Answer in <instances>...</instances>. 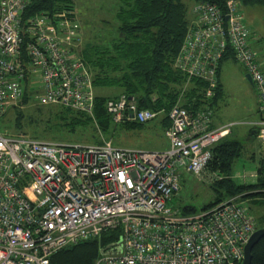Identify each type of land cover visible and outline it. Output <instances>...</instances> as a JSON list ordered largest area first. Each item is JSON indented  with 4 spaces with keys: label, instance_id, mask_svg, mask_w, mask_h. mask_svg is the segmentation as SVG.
<instances>
[{
    "label": "built area",
    "instance_id": "built-area-1",
    "mask_svg": "<svg viewBox=\"0 0 264 264\" xmlns=\"http://www.w3.org/2000/svg\"><path fill=\"white\" fill-rule=\"evenodd\" d=\"M31 1L0 0V116L8 105H18L30 85L37 87L40 105L92 115L89 73L65 49L76 26L62 20L63 14L22 22ZM240 6L228 0L222 13L196 4L192 10L200 26L175 66L214 89L219 62L231 54L257 93L260 119L252 126L264 144V74ZM106 111L116 125L165 116L168 148L144 151L111 141L80 145L0 133V264H51L50 257L63 248L117 230L119 239L101 249L93 264H242L257 228L238 198L192 215L168 205L179 192L181 172L209 183L222 178L205 171L211 149L231 125L210 129L208 109L138 108L134 96L109 100Z\"/></svg>",
    "mask_w": 264,
    "mask_h": 264
},
{
    "label": "trees",
    "instance_id": "trees-1",
    "mask_svg": "<svg viewBox=\"0 0 264 264\" xmlns=\"http://www.w3.org/2000/svg\"><path fill=\"white\" fill-rule=\"evenodd\" d=\"M227 1L119 0L114 13L116 22L113 24L114 30L109 42L84 45L78 51L77 57L74 51L79 46L80 40L77 35L80 31L72 10V0H32L23 13L22 22L35 15L63 14L62 20H66L69 26H76L75 35L71 36L69 45L64 47L71 57L78 59L88 71L92 83L94 93L92 115L64 108L66 114L62 126L72 135L76 131L85 135L83 137L91 139L94 145L109 141L118 125L112 123L106 111V104L109 100L121 96H134L138 100V108L152 111L167 112L176 105L189 113L203 109L210 111V105L217 102L221 96L218 83L219 69L216 73L217 85L214 89H210L203 78L189 77L178 70L175 61L187 38H193L200 26L197 22L199 15L194 13L192 8L200 3L210 4L224 13ZM238 1L251 5H264V0ZM26 40L25 37L22 47ZM227 55L225 54L220 60L219 66ZM259 68L264 74V67ZM109 89L116 92L96 93V90ZM30 92H25L21 104L27 101ZM209 92L211 95L208 96ZM162 122L166 123L165 116L162 117ZM136 125V123L119 124L124 127ZM19 129L21 128H17L15 132ZM211 150L212 158L206 170L222 178L210 184L215 194L214 200L202 210L236 197L238 202L248 207L253 217L251 210L254 207L261 213L258 219H264V158L255 159L257 178L254 183L236 184L232 178L233 166L244 153V145L226 136ZM244 199H249V204H246ZM182 210L184 213L195 211L190 207ZM255 223L256 228L261 229L258 222ZM119 236L120 230H117L105 233L99 239L63 248L50 257V263L93 264L100 250L109 243L117 241ZM250 264H264V236L253 246Z\"/></svg>",
    "mask_w": 264,
    "mask_h": 264
},
{
    "label": "rangeland",
    "instance_id": "rangeland-1",
    "mask_svg": "<svg viewBox=\"0 0 264 264\" xmlns=\"http://www.w3.org/2000/svg\"><path fill=\"white\" fill-rule=\"evenodd\" d=\"M119 0H72L73 11L75 13L76 24L79 27L78 49L74 54L78 57V51L87 44H106L111 39L115 21L114 13ZM240 11L243 16L249 33L250 46L256 53L257 61L264 67V5H251L241 2ZM81 26V27H80ZM224 59H229L235 65L242 77L239 81L233 78L232 74H227L229 80V90L233 95L228 98L223 92L218 99V104L210 105V113L214 114L220 123H228L233 126V133L239 135L232 136L233 140H238L244 145L245 151L241 158L234 164V181L236 184H249L250 172L256 169V163L249 159L253 153L256 154L257 146L254 138H249L250 127L246 124L252 122L257 117L255 111V90L250 83L244 79V73L240 65L231 54ZM240 68V69H239ZM32 79V77L30 78ZM29 98L24 104L19 101L18 105H8L4 114L0 116V133L4 136H11L23 133L29 137L56 141L60 143L89 145L93 144L88 137H83L76 131L73 135L67 128L62 126L63 117L66 112L59 105H40L36 100L37 87L30 85ZM116 90H96L100 94H114ZM161 117L145 123L137 124L134 127L117 126L109 141L118 148L138 149L144 151H160L168 148V141L165 138V126L161 125ZM19 129L17 132H15ZM230 132V131H229ZM229 134V133H228ZM227 134V135H228ZM226 135V136H227ZM257 155V154H256ZM237 176V177H236ZM243 176L246 177L245 181ZM195 176L182 174L179 180V192L169 202V206L174 211L181 212L182 215H192L200 212L211 200H214V192L211 186L205 182L197 180ZM213 183V182H211ZM249 204V199H244ZM190 207L195 211L190 213L182 212L183 208ZM252 214L258 222L259 228L264 227V219H258L261 213L256 208H252Z\"/></svg>",
    "mask_w": 264,
    "mask_h": 264
},
{
    "label": "crops",
    "instance_id": "crops-1",
    "mask_svg": "<svg viewBox=\"0 0 264 264\" xmlns=\"http://www.w3.org/2000/svg\"><path fill=\"white\" fill-rule=\"evenodd\" d=\"M262 61H264V60H262ZM238 63V62H237ZM239 64V63H238ZM240 65V64H239ZM233 67H235V65H233V64H231V62L229 61V59H223L222 61H221V63H220V66H219V70H218V83H219V86H220V90H221V94L223 93V92H225L226 93V95H227V97L229 98L230 96H231V98H233V95L234 94H231V92H230V88H229V80L230 79H228V75L227 74H232L233 75V78H235V79H237L238 81L240 80L239 79V76L240 77H242V74H241V70L239 71L237 68H233ZM240 67H241V65H240ZM242 68V67H241ZM240 69V68H239ZM242 71H243V73L245 74V72H244V70H243V68H242ZM246 75V74H245ZM245 75H244V79H245ZM246 80V79H245ZM247 81V80H246ZM248 82V81H247ZM252 85V84H251ZM253 87V86H252ZM255 90V89H254ZM224 94V93H223ZM255 98H256V100H255V111H256V113H257V117H256V119H254L252 122H249L248 124H246V125H248L249 127H250V131H249V138H254L253 140H255V142H256V146H257V152H256V154L255 153H253L252 152V154L249 156V158H250V160L251 161H253V162H256L255 161V159H260V158H264V144H262L261 142H260V140L257 138V135H253V134H251V132L253 131V130H256L257 131V128H255L254 126H252V123H256V122H258L259 121V119H260V116H259V113H258V97H257V93H256V91H255ZM216 104H218V100H217V102H215ZM210 119V124H209V128L210 129H217V128H220V127H223V126H225V125H229L228 123H220L219 122V120L215 117V115L214 114H212V115H210V117H209ZM161 125H164L165 127H166V123L165 122H162V120H161ZM234 126V125H233ZM231 127V129H230V132H229V134L227 135V138L228 139H231V140H233L232 139V136H234V134L235 135H239V132H235V133H233V131H232V129L234 128V127ZM166 138V137H165ZM167 139V138H166ZM236 141H238V140H236ZM255 171H256V169H255ZM255 171L254 172H250V174H249V178L251 179V180H256V174H255ZM206 173V175L207 174H209V172L208 171H205ZM182 174H184V175H190V174H186V173H184V172H181V175ZM181 175H180V177H181ZM192 176V175H191ZM237 177V176H236ZM232 178L234 179V171H232ZM243 179H244V181H245V179H246V177L245 176H243ZM198 181H201V182H205V183H207V184H211V183H209V182H207V181H205V180H200V179H197ZM251 183H254V181H250L249 182V184H251ZM243 184H246L245 182H243ZM177 195V194H176ZM175 195V196H176Z\"/></svg>",
    "mask_w": 264,
    "mask_h": 264
},
{
    "label": "water",
    "instance_id": "water-1",
    "mask_svg": "<svg viewBox=\"0 0 264 264\" xmlns=\"http://www.w3.org/2000/svg\"><path fill=\"white\" fill-rule=\"evenodd\" d=\"M245 79L248 81V83H252L251 82V78L248 74L245 75ZM251 134L256 135L257 131L253 130L251 132ZM264 236V228L261 229H257L253 235L250 237L249 241L247 242V244L244 247V259L242 261V264H250L251 262V250L253 248V246L260 240V238ZM108 248V247H106ZM104 250H101V252H103Z\"/></svg>",
    "mask_w": 264,
    "mask_h": 264
}]
</instances>
